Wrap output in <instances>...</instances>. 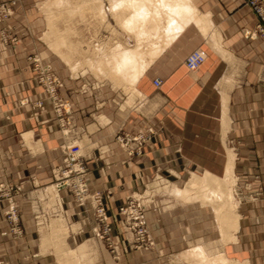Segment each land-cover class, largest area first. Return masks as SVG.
<instances>
[{
    "label": "crops",
    "instance_id": "obj_1",
    "mask_svg": "<svg viewBox=\"0 0 264 264\" xmlns=\"http://www.w3.org/2000/svg\"><path fill=\"white\" fill-rule=\"evenodd\" d=\"M192 4L197 22H187L159 52L134 83L135 91L123 89L128 97L118 93L117 107H105L102 123L94 118L92 99L86 98L85 106L79 103L77 88L61 93L76 123L87 129L88 187L111 190L110 214L123 204L126 191L140 190V181L156 171L218 180L258 176L264 194V40L243 35L256 21L243 0H193ZM196 48L205 51V59L195 71H188L183 61ZM155 78L160 80L157 86ZM22 81L25 86H20ZM132 95L128 106L126 100ZM42 96L23 54H12L0 45V183L22 181L26 192V197L18 198L23 237L16 242L0 236V241L6 240L0 243V252L5 250L0 264H110L102 243L91 236V210L77 206L65 189L57 191L61 217L50 223L60 245L41 242L53 237L35 224L30 195L52 180L50 169L61 159L58 123L48 101L41 110L31 107ZM117 129L151 132L141 155H126L114 140ZM6 205L0 200L2 229ZM190 215L186 207L150 212L146 217L154 237L174 243L179 232H198V225H190ZM201 215L205 218L203 210ZM245 219L243 233L232 234L236 242H231V252L247 258L264 255V216ZM237 223L241 230L240 218ZM254 237L261 244H253Z\"/></svg>",
    "mask_w": 264,
    "mask_h": 264
},
{
    "label": "rangeland",
    "instance_id": "obj_2",
    "mask_svg": "<svg viewBox=\"0 0 264 264\" xmlns=\"http://www.w3.org/2000/svg\"><path fill=\"white\" fill-rule=\"evenodd\" d=\"M117 1L0 0V45L12 54H23L31 79L41 88L43 95L31 107L41 110L47 100L61 137L58 144L61 159L50 169L52 180L30 195L35 224L41 231H50L53 237L41 240L42 244L47 241L48 244L60 245V238L51 233L50 223L61 217L57 191L65 189L77 206L91 210V236L102 243L110 264H211L214 259L222 261L218 264H264L263 254L247 258L231 252L229 248L231 242H236L232 234L243 233L245 216H264L261 177L241 175L236 178L230 175V182L227 176L218 180L210 175L156 171L148 179L140 181L143 185L140 190L125 192L123 204L115 214L108 212L110 189L89 190L84 156V149L90 146L85 142L88 132L85 126L76 123L71 105L61 93L68 94L72 87L77 88L75 93L79 103L85 106L86 98L92 99L94 118L102 123V111L111 109L113 105L117 107L118 93L135 89L134 84L127 86L109 77L97 68L98 62L109 60L119 49H133L138 42L155 46L159 42L156 35L143 39L129 24L125 25L123 15L128 8L118 5ZM190 1L194 7L193 0ZM243 3L256 19L252 28L243 30V35L264 40V0H243ZM255 4L261 7L263 19L255 12ZM97 9L103 14L99 15ZM163 23L161 19L159 30L163 29ZM25 83L20 82V86H25ZM133 98L132 95L125 104L132 106ZM4 117L8 118V112ZM121 133L129 137L134 134L121 129L115 131L114 140L126 155L130 158L141 155L150 137L139 145L138 150H134L136 143L132 140L126 148L116 139ZM130 148L134 151L128 154ZM22 184V181L0 183V200L7 202L2 211L4 228H0V236L8 235L16 242L22 239L24 231L18 204V198L26 197ZM186 207L191 210L190 225H198V232L190 229L184 235L179 232L174 243L173 240L154 237L146 217L148 213L163 214L172 208L182 211ZM201 210L205 212V218ZM239 218L241 230L238 229ZM254 238L253 244H261V239ZM0 253L4 254L5 250ZM2 262L3 257L0 258Z\"/></svg>",
    "mask_w": 264,
    "mask_h": 264
},
{
    "label": "bare ground",
    "instance_id": "obj_3",
    "mask_svg": "<svg viewBox=\"0 0 264 264\" xmlns=\"http://www.w3.org/2000/svg\"><path fill=\"white\" fill-rule=\"evenodd\" d=\"M116 3L128 8V12L123 15V23L125 25L129 24L133 30L139 34L138 36L143 39H149L156 35L159 39V42L156 44V46L155 44H148V42L145 45L142 42H138V45H136V47L133 49H119L118 52L113 53L110 56L111 58L109 60H100L98 62L97 68L102 69V71H104V73L106 72L109 77L118 82L121 81L120 83L122 84L131 86L136 82V80L151 63V61L172 40V38L183 28L187 22L190 20L197 22V15L195 7L190 5V0H118ZM112 8L115 9L114 6H112ZM96 12L99 15L103 14V11L99 9H97ZM116 15L119 19V15ZM161 19L164 22V27L163 29L159 30L157 27ZM146 30H149L148 33L145 32ZM183 63L185 65V59ZM188 70L193 71L196 70V68L193 70ZM139 134H142V136H147L148 133L139 132ZM214 183H217L216 180H214ZM225 215L226 214H224L222 218H224ZM218 263H222V261L214 259L211 264Z\"/></svg>",
    "mask_w": 264,
    "mask_h": 264
},
{
    "label": "built area",
    "instance_id": "obj_4",
    "mask_svg": "<svg viewBox=\"0 0 264 264\" xmlns=\"http://www.w3.org/2000/svg\"><path fill=\"white\" fill-rule=\"evenodd\" d=\"M253 6V5H252ZM254 10L255 12L257 13V15L263 19V15H262V9L260 6H258L257 4H255L254 6ZM204 59V51L201 50V49H196V50H193L186 58H185V65L188 69L190 70H193L195 68H197L201 62L203 61ZM160 83L159 80L155 79L154 80V84L155 85H158ZM151 133V132H149ZM149 133L147 134V136H142V134H136L134 136H131L129 137L128 134H125V133H121L119 135H117V140L121 143V144H124L126 145V147H129L127 146L129 142H131V140L133 142L136 143V146L134 148L135 149H139V145H141L143 142H145L148 137H149ZM134 150H132L131 148L128 149L127 153L128 154H131Z\"/></svg>",
    "mask_w": 264,
    "mask_h": 264
}]
</instances>
